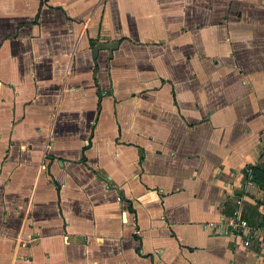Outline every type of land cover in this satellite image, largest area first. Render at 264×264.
I'll return each mask as SVG.
<instances>
[{
    "label": "crops",
    "instance_id": "0c3cea01",
    "mask_svg": "<svg viewBox=\"0 0 264 264\" xmlns=\"http://www.w3.org/2000/svg\"><path fill=\"white\" fill-rule=\"evenodd\" d=\"M0 264H264V0H0Z\"/></svg>",
    "mask_w": 264,
    "mask_h": 264
},
{
    "label": "built area",
    "instance_id": "2783aa9c",
    "mask_svg": "<svg viewBox=\"0 0 264 264\" xmlns=\"http://www.w3.org/2000/svg\"><path fill=\"white\" fill-rule=\"evenodd\" d=\"M207 224L214 225V223L211 221L207 222ZM228 229L237 230L247 235L252 230V227L244 217L235 213L234 215L229 216V218L226 220L224 231H227ZM244 243H247V240H244Z\"/></svg>",
    "mask_w": 264,
    "mask_h": 264
},
{
    "label": "water",
    "instance_id": "95a60500",
    "mask_svg": "<svg viewBox=\"0 0 264 264\" xmlns=\"http://www.w3.org/2000/svg\"><path fill=\"white\" fill-rule=\"evenodd\" d=\"M118 44L117 39H107V40H97L91 47L90 52L91 56L95 57L97 50L100 48H106L108 53H111V50L116 47Z\"/></svg>",
    "mask_w": 264,
    "mask_h": 264
}]
</instances>
